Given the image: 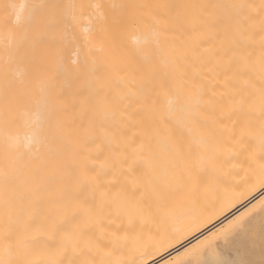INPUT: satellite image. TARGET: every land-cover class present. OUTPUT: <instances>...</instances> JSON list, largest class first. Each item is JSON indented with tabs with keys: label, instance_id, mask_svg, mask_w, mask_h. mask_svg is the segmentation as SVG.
Masks as SVG:
<instances>
[{
	"label": "bare ground",
	"instance_id": "1",
	"mask_svg": "<svg viewBox=\"0 0 264 264\" xmlns=\"http://www.w3.org/2000/svg\"><path fill=\"white\" fill-rule=\"evenodd\" d=\"M81 2L0 0V264H191L264 198V0H90L12 57Z\"/></svg>",
	"mask_w": 264,
	"mask_h": 264
},
{
	"label": "snow or ice",
	"instance_id": "2",
	"mask_svg": "<svg viewBox=\"0 0 264 264\" xmlns=\"http://www.w3.org/2000/svg\"><path fill=\"white\" fill-rule=\"evenodd\" d=\"M5 7L7 8L8 5H6ZM35 7L38 9L45 10V14L52 13L54 15L55 23L49 24L42 28L38 20H36L34 17H30L29 19L30 28L35 35L34 43L28 45L22 44L11 54L13 58L18 59L20 62L29 65H31L34 61V54L31 51V49L35 47V44H43L46 42L49 34V30L52 27H55L57 29L62 28L64 36H71L76 21L80 17L87 14L88 10L92 8H99L100 5L94 4L89 0V2L70 3V4L46 3V4L36 5ZM262 11H264V5H262ZM57 39L59 40L60 38L58 37ZM65 54H67V49H65ZM45 120L46 117L43 115V113H40V115L38 116L37 127L35 130L37 135H39L44 131ZM258 183L261 186H264V166H262ZM235 226L237 228L243 227V225L239 223H237ZM210 249L211 251L209 253L208 258L206 260L200 258L197 261V264H226L221 254L215 248L210 247Z\"/></svg>",
	"mask_w": 264,
	"mask_h": 264
},
{
	"label": "rangeland",
	"instance_id": "3",
	"mask_svg": "<svg viewBox=\"0 0 264 264\" xmlns=\"http://www.w3.org/2000/svg\"><path fill=\"white\" fill-rule=\"evenodd\" d=\"M163 8L164 5L153 4V14H159V10ZM262 202H264V198L259 201L258 207L247 215V223L243 227L237 228L232 225L223 234L222 239L207 242V249L194 257L191 264H197L200 258L206 260L211 251L210 247L215 248L221 254L226 264L234 262L238 264H264V203Z\"/></svg>",
	"mask_w": 264,
	"mask_h": 264
}]
</instances>
